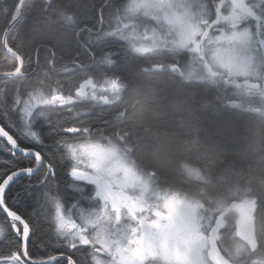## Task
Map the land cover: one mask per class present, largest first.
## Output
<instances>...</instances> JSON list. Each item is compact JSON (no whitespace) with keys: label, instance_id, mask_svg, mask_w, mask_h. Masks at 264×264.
I'll return each instance as SVG.
<instances>
[{"label":"trees","instance_id":"trees-1","mask_svg":"<svg viewBox=\"0 0 264 264\" xmlns=\"http://www.w3.org/2000/svg\"><path fill=\"white\" fill-rule=\"evenodd\" d=\"M125 1L24 0L6 37V45L23 62L21 77L10 79L1 99L13 101L18 84L22 97L29 91L66 95L89 76L120 78L124 89L118 101L55 108L48 119L80 128L66 140L93 137L127 147L130 158L151 173L161 189L218 207L254 201L262 224L259 244L264 248V104L259 113L231 106L227 101L234 96L220 85L187 81L168 71L167 65L160 71L152 68L160 61L174 62L171 55L139 53L129 39L116 34L100 39L101 30L106 33L109 28L110 14ZM20 2L0 0V72L18 67V59L5 50L3 36ZM135 17L119 16L117 23L132 21L141 27V17ZM182 54L181 65L187 56ZM13 206L27 214L23 205ZM34 211L47 214L52 204ZM4 222L0 220L1 227Z\"/></svg>","mask_w":264,"mask_h":264},{"label":"flooded vegetation","instance_id":"flooded-vegetation-1","mask_svg":"<svg viewBox=\"0 0 264 264\" xmlns=\"http://www.w3.org/2000/svg\"><path fill=\"white\" fill-rule=\"evenodd\" d=\"M198 1H201L206 14V19L202 21L201 27L206 31L208 69L215 78L211 85H220L225 91L232 93L233 98H238L237 94L247 99L251 98L248 101H240V99L231 101V98V100L227 101V103H230L229 105L243 107L249 112H261V105L264 104V6H262L264 5V0ZM126 3L127 0L121 9L110 14L109 28L106 25L102 27L108 29L106 33H102L101 30L100 39L102 35H118L115 31V25L119 16L125 20L132 17L133 13L129 10ZM175 15L176 18L164 19L162 28L157 27V22L150 20L146 16L141 21V38L144 46L150 49L145 54H154L159 57L162 54H169L172 56L171 58H176L172 63L160 61L162 64H154L153 66L161 65L158 71L165 68L166 65L168 66V71L171 70L177 73V70L180 69V55L176 53L178 45V29L176 25L179 24V21L176 13ZM234 46L240 48L241 52L239 55L234 52ZM238 66L242 67L240 71L235 70ZM239 74L246 77L241 81L242 83L246 80L251 82L252 89L243 85L226 84L228 77L234 76L236 78ZM89 77L93 78L96 87L89 88L88 94L82 98L75 95L64 96L63 99L66 102L63 106L72 102L75 104L80 102L93 104V100L101 98L102 93L106 92L102 85H99L100 80L107 83L115 82L114 84L122 83L120 78L112 75H102L96 78L97 80L93 76ZM10 79L13 78H8L6 81L0 79V99L5 95ZM20 86V84L15 86L13 101L19 105L22 112ZM239 86L245 88L247 92L239 91ZM55 108L54 105L48 106L42 112V115L48 118V113ZM34 114L39 113L35 112ZM32 130L37 131L36 128ZM74 134H78V132ZM66 141L71 145L107 146L106 143L89 138ZM29 142H31V138L26 141V143ZM119 151L127 158L125 148H120ZM0 154L6 155V152L0 148ZM81 158L83 161L82 166L85 170L100 179L97 174V160L88 156H82ZM136 172L142 175L145 189L116 187L109 183L108 187L105 186L106 192L109 191L110 194H113V197L108 202L111 204L112 201H115L121 205V220L118 225L115 224L114 219L110 220L109 245H103V247L93 250V259L96 264H221L218 259H214L216 250L231 264H264V248L259 244L262 224L257 212V203L254 204V207L249 212L254 223L256 244L250 246L245 242V238L241 233L248 237L251 233V226L250 228L244 227L241 230L242 225L237 224V219H226L219 210L214 208L216 205L213 202H203L193 196L161 189L156 186L154 179H152L153 176L152 178L150 177L151 173L145 171L143 174L138 169H136ZM146 177L150 179L155 190ZM146 185L150 189L147 190ZM130 188L135 189L138 194L130 192ZM172 200H179L182 208L175 206ZM168 203H170L169 208L167 207ZM73 204L75 203H69L66 208L72 207ZM129 205L138 206L139 210L136 215L145 218L146 221L158 219L156 216L158 212L164 215L159 224L148 225L145 223L144 227L141 228L139 222L134 220L129 214ZM229 215L231 216L232 214L229 213ZM112 216H114L113 213ZM2 218L0 216V220L4 222ZM73 219L80 222L79 217L74 216ZM5 225L2 230H6ZM81 225L84 227L83 220ZM133 228L139 229L137 234L147 233L145 236V239L148 240L146 247L145 243L138 250L131 247L129 242L133 239ZM119 231L124 233V237L119 236ZM161 235L166 236L167 240H161ZM90 240L93 241L94 245H99L92 238ZM118 248L129 249V251L117 256L116 251ZM106 250L108 254L104 255L103 253Z\"/></svg>","mask_w":264,"mask_h":264},{"label":"snow or ice","instance_id":"snow-or-ice-1","mask_svg":"<svg viewBox=\"0 0 264 264\" xmlns=\"http://www.w3.org/2000/svg\"><path fill=\"white\" fill-rule=\"evenodd\" d=\"M112 63L108 61L109 65ZM57 98L63 99L54 97ZM79 131L42 114H32L29 109L21 112L15 101L0 99V148L6 152L0 154V216L7 223V231L0 235V264H96L93 250L100 245L90 240L81 221L99 207L102 199L106 212L109 196L101 180L82 166L83 153L66 141L67 136ZM29 138L31 142L26 143ZM72 201L77 202L73 208L81 206L80 222L69 214L71 209L66 211ZM48 203L54 205V215L51 211L47 214L34 211ZM13 205H23L27 214ZM111 208L114 216L109 219L118 225L121 205L112 201ZM128 208L141 228L145 223L159 224L164 215L158 212V219L146 221L136 215L138 206ZM132 231L129 243L138 250L145 234H137V228ZM127 251L118 248L116 255ZM103 254L107 255V250Z\"/></svg>","mask_w":264,"mask_h":264},{"label":"rangeland","instance_id":"rangeland-1","mask_svg":"<svg viewBox=\"0 0 264 264\" xmlns=\"http://www.w3.org/2000/svg\"><path fill=\"white\" fill-rule=\"evenodd\" d=\"M161 1L162 0H133V2L135 3L133 9L136 10L137 13H139L140 11H143L142 8H145L146 12H148L152 17H154L155 15H159L160 17H162V13H164V19H165L168 12L174 11L173 8H177V9H180L182 12H184L185 16L188 19H190L188 14H192L194 16V19H190V20L195 21V22H197L198 16H200V15L204 16L205 15L204 6L201 4V1H198V0H164L162 2L163 4L161 3ZM199 2H200V4H199ZM134 19H136V17L133 15V20ZM116 26H117V21H116L115 27ZM131 27H132V21L128 22V24L126 26H124L122 24L119 25L115 29V31L121 32L123 29L128 30V34L126 35V37H127V39L131 40V39H134L133 34L135 33V29L131 28ZM189 31H192L190 26L185 25L183 27V30H182L183 37H186L187 33ZM138 44H144V43L140 39ZM138 47H144V46H137L136 48H138ZM233 50L237 55H239L241 52V50L238 46H234ZM100 85H102L104 90L109 92V94H112V96H116L118 94V91H116L118 89L117 84L101 83ZM238 90L241 92H247V90L245 88H243L242 86H239ZM65 102H66V100L55 101L54 103H51L50 98L44 96L43 94H33V95L29 94L22 99L21 108H22V112H24L25 109H29L30 112L32 114H34L35 112H39V111L44 110L46 107H48L50 105H54V106L63 105ZM27 116H28V113H25V118H27ZM95 148H96L95 146L84 147L83 152H84L85 156H88L90 158L91 154ZM97 155H98V157L102 163L98 169V175H100L102 178H104V179L105 178H113L116 181H118L116 183L118 184V186H121V187L129 188L127 185H131V187H137V188L145 189V182L142 179V175L137 174L131 168L127 167L123 161L116 160L114 158H110L113 155L112 152L104 150V149H99V150H97ZM121 157H122V155H121ZM117 171H118V175L116 173ZM147 180L151 184L152 188L155 190L150 179L147 178ZM105 181L106 182H104V181H101V182L105 186L108 187V181L107 180H105ZM121 181L127 185L120 183ZM111 185L116 186L115 183H113ZM146 189L148 190V189H150V187L148 185H146ZM130 192L138 194V192L133 188H130ZM107 195L109 196V199L111 197H113V194H107ZM130 195H131V193H130ZM101 202H104L103 199L101 200ZM101 202H100L99 207L93 208L92 211L86 216L85 225L87 228H91L92 230H94L98 227H105V224L110 222L111 219H109V217H112L111 204L108 202L109 206L107 205V211L105 212V204L101 203ZM86 203L93 204V201H88ZM173 203L178 208H182L181 203H179L177 201H173ZM240 204L241 205L237 208L238 209L237 212L240 216L244 217L245 213L248 210V206H246L243 203H240ZM167 207L168 208L170 207V203L167 204ZM233 207H234V205H230L229 208L233 209ZM78 209H80V208L76 207L75 210L71 209L70 214L72 215L74 212L78 214ZM105 228L107 229V232L104 230H98V231H93V233H92L94 239H96V238L98 239L99 235L101 238L107 234V236L104 239L97 241L99 243L100 247H103V245H109L108 240H109V235H110V230H109L110 227H105ZM92 230L89 233H91ZM159 233H160V231H159ZM118 234H119V236L124 237V233L122 231H119ZM144 234H145V236L147 235L146 232ZM161 240H167V237L164 235H161ZM144 243H145V247H146V245L148 244V240L145 239ZM93 257H94V255H93Z\"/></svg>","mask_w":264,"mask_h":264},{"label":"water","instance_id":"water-1","mask_svg":"<svg viewBox=\"0 0 264 264\" xmlns=\"http://www.w3.org/2000/svg\"><path fill=\"white\" fill-rule=\"evenodd\" d=\"M23 4H24V0H22V2L20 3V7H19V10L17 12V15L13 18L12 22L9 24V26L7 27L5 33H4V36H3V43H5V40H6V37H7V32L9 31V29L18 21V18H19V15L22 11V8H23ZM7 53H10V51L6 50ZM138 51L139 52H149V49L148 48H144V47H140L138 48ZM11 54V53H10ZM12 56H16L17 58H19L17 55L13 54L12 53ZM22 66H23V63L20 59V68L19 70L15 71V72H4V73H0V77H5V78H15V77H19L20 76V73H21V70H22ZM156 69H158L159 67H155ZM91 82V80H87L83 83H81L80 87L78 88L79 89V92L76 90L75 93L76 95L78 96H85L86 93H87V86L88 84ZM245 239H247L248 237H244ZM252 238H253V241H254V232L252 234ZM250 242V240H247Z\"/></svg>","mask_w":264,"mask_h":264},{"label":"bare ground","instance_id":"bare-ground-1","mask_svg":"<svg viewBox=\"0 0 264 264\" xmlns=\"http://www.w3.org/2000/svg\"><path fill=\"white\" fill-rule=\"evenodd\" d=\"M124 36H126V35H124ZM126 150L128 151L129 149L126 147Z\"/></svg>","mask_w":264,"mask_h":264}]
</instances>
